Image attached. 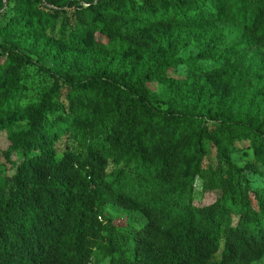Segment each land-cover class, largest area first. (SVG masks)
Here are the masks:
<instances>
[{
    "label": "trees",
    "instance_id": "16d2710c",
    "mask_svg": "<svg viewBox=\"0 0 264 264\" xmlns=\"http://www.w3.org/2000/svg\"><path fill=\"white\" fill-rule=\"evenodd\" d=\"M13 1L0 28L2 151L16 158L0 181V264L261 261L264 192L245 177L255 166L232 156L248 140L264 165V61L255 60L264 0H70L63 11L57 0H38L36 19ZM217 23L240 32L235 44L184 61L124 60L161 50L179 27ZM34 33L59 49L100 53L106 41L114 55L81 67L60 50L26 46ZM180 67L185 77L176 78ZM32 70L50 87L24 128L5 127L32 89ZM63 137L70 145L60 153ZM110 208L135 217L118 221Z\"/></svg>",
    "mask_w": 264,
    "mask_h": 264
},
{
    "label": "rangeland",
    "instance_id": "374dc122",
    "mask_svg": "<svg viewBox=\"0 0 264 264\" xmlns=\"http://www.w3.org/2000/svg\"><path fill=\"white\" fill-rule=\"evenodd\" d=\"M28 6V12L30 17L36 19L39 12L37 10H43L38 0H24ZM70 0H57L60 9L65 10L64 5L67 4ZM13 6L14 1L9 3L6 0H0V28H4L6 24L11 20L13 16ZM240 38V32L231 26L226 24L217 23L210 26H197V27H179L173 32L169 33L164 37L165 47L161 50L145 55L138 56L134 54H127L124 57L125 62L128 64H141L148 60H161L166 56H171L177 61H184L189 58L195 57L201 50L210 49L211 45H220V44H235ZM2 42L0 36V43ZM26 46L34 44L37 48L44 47L45 49L60 50L61 55L59 56L62 59L67 61L76 60V64L85 67L90 65L102 58H110L114 55L111 47L103 41L104 49L100 53H95L91 49H82V48H68L64 47L59 49L58 44L54 45L51 39L46 36H42L38 33L31 34L26 41H24ZM264 50V49H263ZM252 53H255L252 50ZM258 53H256L257 55ZM79 56L78 58L76 56ZM255 60L264 61V51H262L261 56L255 57ZM202 65H207L203 63ZM45 68H49V65H43ZM184 67L177 69L176 78L185 77ZM29 85L31 83L32 89L22 100L19 110L12 115L8 120V125L5 127H11L12 129H21L24 128L26 123V116L30 111L31 107L40 99L45 89L50 87L49 78L45 74L36 72V70L29 71ZM149 88L154 92H160L161 87L157 84L149 85ZM263 103V101H261ZM260 102H258L259 104ZM264 104V103H263ZM1 129L0 131V181H4L7 178L11 177L14 173V161L16 158L13 157L9 159L3 154L2 150L6 148V134ZM67 145H70V142L67 141L66 137H63L57 144L59 152L64 151ZM236 153L232 156L233 162L239 166L244 167L246 164L254 165L257 172H246L245 177L249 180L250 186L253 190H259L264 192V165L257 163L255 161V156L253 150L250 146L248 140L241 141L236 144ZM113 168L110 167L109 171H112ZM196 192H200V185L196 183L195 186ZM253 198V195H251ZM203 202L205 204L211 202V197L208 194L202 196ZM253 205L254 202H253ZM109 215L111 218L117 219L118 221H126V218L132 220L135 217V214H129L124 211H119L116 208L109 209ZM129 222V221H128ZM255 264H264V258L255 263Z\"/></svg>",
    "mask_w": 264,
    "mask_h": 264
}]
</instances>
